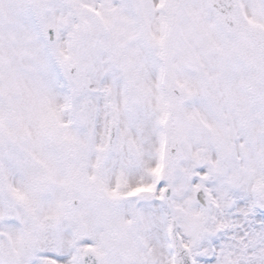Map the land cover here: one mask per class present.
I'll list each match as a JSON object with an SVG mask.
<instances>
[{"label":"snow or ice","instance_id":"1","mask_svg":"<svg viewBox=\"0 0 264 264\" xmlns=\"http://www.w3.org/2000/svg\"><path fill=\"white\" fill-rule=\"evenodd\" d=\"M0 264H264V0H0Z\"/></svg>","mask_w":264,"mask_h":264}]
</instances>
